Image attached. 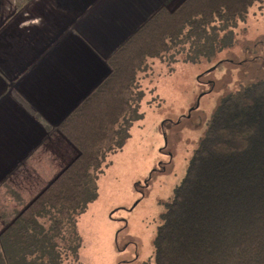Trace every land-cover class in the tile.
<instances>
[{"label": "trees", "instance_id": "1", "mask_svg": "<svg viewBox=\"0 0 264 264\" xmlns=\"http://www.w3.org/2000/svg\"><path fill=\"white\" fill-rule=\"evenodd\" d=\"M151 13L108 56V74L54 128L73 156L47 179L28 175L0 208V264H65L80 247L77 217L97 196L106 157L123 146L149 60L220 52L264 0H180ZM1 187V186H0ZM4 207V206H2ZM153 264H264V77L215 107L164 204Z\"/></svg>", "mask_w": 264, "mask_h": 264}, {"label": "rangeland", "instance_id": "2", "mask_svg": "<svg viewBox=\"0 0 264 264\" xmlns=\"http://www.w3.org/2000/svg\"><path fill=\"white\" fill-rule=\"evenodd\" d=\"M54 1L0 0V51L4 41L13 44V52L4 57L8 70L0 66L8 84L0 85L3 95L19 96L15 76L28 63V37L34 47L42 38L28 34L50 24L59 12ZM234 34L235 43L220 52L168 54L149 60L139 73L144 96L136 119L123 146L101 165L97 196L76 220V260L65 264H153L152 241L164 204L182 179L215 107L240 84L264 77V7L254 5ZM73 154L69 145L56 141L42 163L28 168V175L47 179ZM21 181L27 184V179ZM6 204L2 206L11 213Z\"/></svg>", "mask_w": 264, "mask_h": 264}, {"label": "crops", "instance_id": "3", "mask_svg": "<svg viewBox=\"0 0 264 264\" xmlns=\"http://www.w3.org/2000/svg\"><path fill=\"white\" fill-rule=\"evenodd\" d=\"M175 1L53 2L59 12L50 24L28 34L42 38L34 47L28 37V63L15 76L19 96L0 93V208L18 182L28 183V168L56 141L64 144L54 128L108 74L105 58L160 5ZM1 84L8 85L0 76Z\"/></svg>", "mask_w": 264, "mask_h": 264}, {"label": "flooded vegetation", "instance_id": "4", "mask_svg": "<svg viewBox=\"0 0 264 264\" xmlns=\"http://www.w3.org/2000/svg\"><path fill=\"white\" fill-rule=\"evenodd\" d=\"M59 1L61 3H64L63 0H59ZM1 46H2V52L0 51V66H1V68L4 67V69L6 71V70H8V65H7V61H6V59L4 57L5 56H9L13 52V44L10 43L9 41H4ZM1 68H0V72L2 70Z\"/></svg>", "mask_w": 264, "mask_h": 264}]
</instances>
